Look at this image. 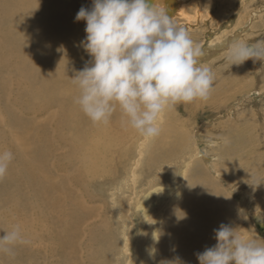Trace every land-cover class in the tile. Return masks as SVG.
I'll list each match as a JSON object with an SVG mask.
<instances>
[{"label":"bare ground","instance_id":"1","mask_svg":"<svg viewBox=\"0 0 264 264\" xmlns=\"http://www.w3.org/2000/svg\"><path fill=\"white\" fill-rule=\"evenodd\" d=\"M255 1L241 0L238 4V0H157V3L166 9L167 15L175 24L188 30L194 44L201 47L200 60L206 67L208 63L228 53L229 44H244L250 37L249 33L253 29L254 21L261 17L259 14L264 9V0H257L263 4L250 10L242 23H236L234 18L242 16L239 12L241 9L244 10L245 3L249 7ZM92 3L93 0H0V121L11 129L12 140L14 139L20 147L17 148L19 152L15 154L6 176L0 179V229L9 230V224L4 217L7 208L10 209L11 219L14 220L18 214V208L27 207L31 199L28 194L40 196L48 192L43 200L47 204L52 199L59 204L64 203L63 200L66 201L71 206L69 215L71 226H74L75 219H78L80 215L84 219L91 216L98 217V214L90 207V201L104 202L106 210L104 199L108 190L112 191L110 195L115 201L114 204L116 199L127 190L128 195L122 197L121 201L118 200V205L121 206L118 207L122 209L126 207L125 212H128V207L135 201L137 215L145 209L144 219L146 221L149 220L148 217L154 219L153 236L157 237L158 226L164 217L168 220L176 219L179 222L177 231L179 243H174L175 239L172 241L171 238L166 239V242L158 246L157 260L156 258L155 260L160 264H196L197 262L199 264L196 254L202 253L206 248L213 247L217 243L215 230L222 224L236 228L238 233L246 236L239 210L230 198L225 197L223 189L219 187L218 179L214 176V181L210 179L212 175L205 172L201 168L203 166L198 165L203 163L198 156L187 157V152L197 140L204 145L202 146L206 151V146H211L214 141L217 142L221 136V130L226 127H221L219 124L210 129L206 124H202L200 130L199 127L197 128L199 130L196 132L197 139L193 140L187 128L189 125L175 107L180 104L165 111L159 136L143 145L140 134L122 121L118 108L109 123L93 124L75 103L78 89L73 83L76 73L90 66L92 59L81 44L87 35L86 21H77L75 17L82 6L91 10ZM247 22L250 27L246 30L242 26ZM200 25L206 26V29L203 31V39L196 42L199 35L197 26ZM240 27L242 28L239 30ZM248 31L250 32L247 33ZM225 76H230L234 81L238 80L233 74H225ZM9 81L12 86L10 89ZM237 83L235 82L233 86L228 82L224 84L229 89L234 88ZM13 87L16 88L17 93ZM215 93L216 91L213 95ZM262 94L264 89L240 92L236 100L229 102L228 108L231 104L233 105L227 112L233 113L241 102L243 103V99ZM213 95L210 97L212 98ZM208 100L212 99L208 98ZM184 106L185 111L186 109L189 111L193 109L194 103H187ZM15 108L20 111L18 114ZM48 111L52 113L43 123V129L40 120V125H37V119L33 121L28 119L30 115L36 114L37 118V115ZM47 124L51 125L50 132L45 129ZM194 132L195 130L192 132L193 135ZM227 137L230 138V142L220 144L222 146L216 148L224 158L222 166L226 168L217 166L216 171L222 175L229 173L243 175L252 170L254 166L252 161L239 159L244 154L243 151H246L248 156L254 152L253 148L247 149L239 127L230 129ZM24 138L26 141L31 140V147L23 145L21 141ZM3 145H7V139L0 133V149L4 148ZM59 150H63L65 157L59 159L55 156L50 163V151ZM196 154H200V151ZM205 156L207 157V154ZM175 160H180V165L184 167L183 175L187 177L178 187L175 183L169 186L170 184L165 182L167 177H170L169 174L161 172L167 168V164L171 165V162ZM58 164L68 170L71 168L74 174L69 176L64 186H50L45 190V186L42 187V181L47 176L55 175L53 167L58 168ZM140 174L147 175L148 181L140 183L138 180ZM119 179H129L128 184L119 183ZM130 180L133 183L131 186ZM97 181L100 184L97 183V192H95L93 190L95 187L92 189V186ZM2 184H7L12 188V192L3 194ZM122 187H124L123 190ZM204 189L212 192L214 197H211ZM52 191L55 194L51 195ZM182 195L183 198L178 199ZM212 199L223 200L224 213L216 214L217 208L209 207ZM34 200H37V196ZM147 204L151 206L146 207ZM52 205L56 203L53 202ZM155 205L157 208L152 212L151 208ZM106 211L100 219L104 221L107 228L105 233L111 236L102 238L104 244L114 239L113 230L115 229L112 230L113 221L107 219ZM120 212L125 215L124 209ZM183 213L184 218H178V215L182 216ZM131 219L134 227L138 225L136 216ZM255 219L258 229L264 231V214L258 213ZM0 234H4L2 230ZM77 234L70 231L63 238V243L70 247L72 254H75L77 249L75 240ZM256 234L264 236V233L259 231H256ZM124 235L127 241L125 251L129 255L133 239H131L132 232L124 231ZM94 236L95 234H89L90 239L87 242L91 245L96 238ZM142 236L140 238H143ZM205 243L211 244L204 247ZM13 247L10 252L0 251V264H3L4 259L13 258ZM100 253L105 256L103 247ZM131 258L125 259L126 264H131ZM5 262V264L12 263ZM95 264H102L101 257Z\"/></svg>","mask_w":264,"mask_h":264},{"label":"rangeland","instance_id":"2","mask_svg":"<svg viewBox=\"0 0 264 264\" xmlns=\"http://www.w3.org/2000/svg\"><path fill=\"white\" fill-rule=\"evenodd\" d=\"M240 2L241 0H238V4H240ZM245 4L243 10L245 14L240 8L242 12L239 9V13H241L242 16H236V18H234L236 23H242L250 10L255 9L259 4L261 6L263 3L256 0L253 5L249 7ZM259 15L261 17L254 21L252 31L247 32H250V37L245 40L244 44L256 45L258 49H264V9L261 10ZM242 27L246 28L247 30V28L250 27L249 22L244 24ZM242 27L238 29L240 30ZM197 29L199 30V35L197 36L196 42H199L203 39V31L206 29V26L200 25L199 27L197 26ZM227 55L228 53L206 65V67L210 68L214 75V85L210 96L213 95L215 91L216 93L214 94L215 97L214 95L212 98L209 97L210 99L214 100V104H212V100L210 101L207 99L206 101H194V107L193 109H189V111H187V109L185 111L184 104H180V106L175 107H177L179 114L182 115L181 117L189 125V127L187 128L190 130V136L192 135L191 137L193 140L197 139L196 132L200 130V126H203L205 124L210 129L219 124L221 125V127H226L221 130L222 137L220 136L219 140L217 142L214 141L211 146L207 145L206 151H204L203 149L204 145L201 142L198 143L197 140L195 145H192L189 152H187V157L189 155L198 156V159L203 162L199 163L198 165L203 166L201 168L205 172H209L212 175L210 176V179H212L213 181L214 177L218 179V182L220 184L219 187L223 189L225 197L229 196L234 206L239 210V217L243 219V227L245 228L246 237L254 238L257 242L264 243V236H257L256 234V231H259L261 233H264V231H260V229H258L256 225L257 218L255 219V216L258 213L264 214V94L260 96H253L247 99L245 98L243 99V103L241 102V104L239 105L240 107L238 106L233 111V113L227 112L228 109L233 105L231 104L228 108L229 102L236 100L240 92L244 90L264 89V61L248 59L240 65H232L230 67L229 62L226 59ZM225 74H233L235 77L237 76L236 78L238 80L234 81L232 78H230V76H225ZM226 82L230 83L232 86L235 85V82L238 83L236 86H234V88L228 89L224 84ZM10 88H12V86L9 81V89ZM14 89L16 90V88ZM13 96H10V98H13ZM15 111L17 114L20 112L18 108H15ZM188 112L190 113L188 114ZM51 113L52 111H48L45 114L43 113L41 115H37V118L36 114L30 115L28 119L30 121H33V119H37V125H40L41 123V128L43 129V123L48 120V117ZM43 120L45 121L43 122ZM216 120H219L220 122ZM198 127L199 130L197 129ZM235 127H239L240 133L245 139L247 149L253 148L254 150V152L249 156L247 155V153H245L246 151H243L242 153L244 154H242L239 159L242 161H252L254 166L252 170L244 173L243 175H240L238 173H229L227 175H222L220 172L216 171V167L219 166L220 168L225 169L226 166H222L224 158L221 156L218 149L216 150V148L230 142V138L227 137V134L230 129L233 130ZM45 129L46 131L50 132L52 130L51 125H45ZM10 130L11 129L8 126L2 124V122L0 121V133L7 139V145H3V149L9 151L12 150L11 152L13 153L14 158L15 154H18L19 152L17 148L20 147H18V144L14 139L12 140L13 134ZM194 130L195 134L193 135L192 132ZM21 142L24 146L26 144L31 147V140L26 141V138H24V140ZM3 149H0V151H4ZM198 151H200V154H196ZM64 154L65 153L63 152V150H59L56 152L50 151V163L52 162L53 157L56 156L57 158L62 159L65 157ZM205 154H207V157L205 156ZM176 161L177 160H175L174 162L172 161L171 165L167 164V168L165 170H161V172L169 174L170 177H167L168 179L167 181H165L166 183L170 184L169 186L175 183L178 187L183 183L182 180L187 179V177L185 178L183 175L184 167L180 165V160H178L177 162ZM64 165L65 163L63 164V166ZM57 167L58 168L53 167V170L55 172L54 176H47L43 179L42 187L45 186V190H47V188L50 186H64L66 184V181L69 180V176L71 177L74 174V170H72L71 168H69V171L68 168L61 167L59 164L57 165ZM168 171L171 172L169 173ZM147 179V175L143 176L141 174L138 178L140 183H144ZM128 180L129 179H122L119 183L125 185ZM97 183L100 184V182L97 181L95 185L92 186V189L95 187L93 189L95 192H97ZM129 183L130 186L133 184L131 180ZM117 187L120 188L119 185H117ZM7 188L10 190H8ZM123 188L124 187H122V190ZM11 189L12 188L5 184L2 186L1 190L3 191V194H10L12 192ZM122 190L120 191L122 192ZM204 190L207 191V193H209L211 197H214L212 195V192L208 191L207 189ZM47 193L45 192L40 196L28 194L31 199L28 201L27 207H19L18 214H13L16 215L14 217V220L11 219L9 208H7V211L4 212L5 221L9 224L8 229L11 230L13 227L19 226L24 242L17 243V246H14L16 247L15 249L13 247V258L4 259L3 264L6 263L5 261L12 262L8 264H95V262H99V257H101L102 259V264H126L125 259H127V257L128 259L132 257L130 260L131 264H160L159 261H156L158 246L166 242V239L168 238H171V241L175 239L174 243L176 244L179 243V238L177 235L179 222L176 219L168 220L164 217L161 221V224L158 226L156 232L157 238L155 240L153 236L154 232L152 229V226L154 225V219L151 217H148V221L144 219L143 213L145 212V209L141 210L140 215H137L138 213L135 211L137 209V204L135 203V201L132 203L133 206L131 204V206L128 207L129 211H126L127 213L125 212V209L127 208H123L125 215L120 214V211L123 212V209L119 208L121 206L118 205V200L121 201L122 197L124 198L128 195L127 190L123 195L116 199V204H114L115 201L112 200L113 197L112 195H110L112 191H107V196L105 197L104 201L106 202V210L108 212L105 210L104 202L100 200L90 201V207L96 214H98V217L93 218L91 216L88 219H84V217L80 215L78 219H75L76 223L74 226H71V217L69 215V213L71 212V206H69L68 203L64 200V203L61 204L57 203V201L53 199L51 200V202H48V204L43 202ZM53 194L55 193L52 191L51 195ZM183 195L178 199L183 198ZM222 195L224 196V194ZM35 196H37V200H34ZM53 202H55L56 205H52ZM148 206L150 207L151 204L146 205V207ZM222 206L224 207L225 205L223 200L221 199H219V201H215V199H212L209 202V207L217 208L216 214H221V212L224 213V211H222ZM155 208H157V205L152 206L151 211L154 212ZM12 209L14 208L12 207ZM89 210L91 209L89 208ZM105 211L107 219L113 221V225L111 224V228L113 227L112 230L115 228L113 230L114 239L112 238V241H108V243L106 244L102 242V238H110L107 236L111 235L105 233V229L107 228L104 225V221L100 219L103 214L105 215ZM116 212H118V214ZM133 215L136 216L135 220L136 222H138V225H136L135 227L131 221V217H134ZM245 216H247V219H244ZM70 231H72L74 234L78 233L75 237L77 248L75 254H72L69 250L70 247L68 248V245L63 243L64 235L66 236V233ZM87 231L90 233H88ZM124 231L128 233L132 232L131 239H133L130 244L131 254L129 255L125 251V245L127 241L126 236L124 235ZM91 233L95 234L94 237H96L93 239V245L87 242V240L90 239L89 234ZM141 236L143 238H140ZM97 238L99 240H97ZM210 244L211 243H205L203 244V246H210ZM102 247L105 249V256L100 253V249ZM151 249H155L154 255H150ZM196 264H198V262Z\"/></svg>","mask_w":264,"mask_h":264},{"label":"clouds","instance_id":"3","mask_svg":"<svg viewBox=\"0 0 264 264\" xmlns=\"http://www.w3.org/2000/svg\"><path fill=\"white\" fill-rule=\"evenodd\" d=\"M75 20L86 21L81 44L92 58L74 76L75 103L93 124L109 123L118 108L143 145L159 136L166 110L210 97L214 75L202 65L201 47L157 0H93L91 10L82 6ZM226 59L230 67L248 59L264 61V49L229 44ZM12 160L11 151H0V179ZM0 230V251L10 252L24 242L19 226ZM215 238L213 247L196 254L199 264H264V243L236 228L222 224ZM154 253L151 249L150 255Z\"/></svg>","mask_w":264,"mask_h":264}]
</instances>
